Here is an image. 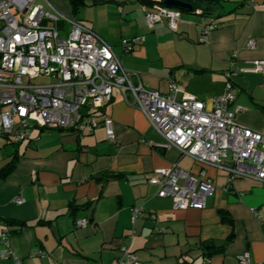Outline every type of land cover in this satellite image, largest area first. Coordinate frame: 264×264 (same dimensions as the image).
I'll return each mask as SVG.
<instances>
[{
	"label": "crops",
	"instance_id": "crops-1",
	"mask_svg": "<svg viewBox=\"0 0 264 264\" xmlns=\"http://www.w3.org/2000/svg\"><path fill=\"white\" fill-rule=\"evenodd\" d=\"M222 1L224 11L235 10L218 20L204 42L207 19L181 15L175 31L165 20L148 28L140 4L130 0L85 7L79 23L111 46L125 71L138 73L161 95L175 83L209 108L229 75L237 91L230 107L239 109L236 122L264 135V76L238 72L264 60V0ZM136 36H143V43L123 53L121 41ZM248 40L253 48L246 46ZM102 112L113 121L114 145L103 129L78 135L34 127L28 141L0 138V168L17 155L14 170L0 182V222L28 223L0 244V264H14V259L21 264H116L121 248L133 252L139 264H240L244 253L251 264H264L263 185L244 178L229 185L226 174L206 167L214 191L204 208L173 210L171 200L157 197V187L148 183L153 171L175 165L195 174L199 165L175 148H163L143 113L117 90ZM104 174L118 177L98 182ZM72 205L82 209L72 212ZM132 210L138 212L135 217ZM81 221L85 225L77 226ZM229 235L221 252L207 255L202 248L222 246Z\"/></svg>",
	"mask_w": 264,
	"mask_h": 264
},
{
	"label": "built area",
	"instance_id": "built-area-1",
	"mask_svg": "<svg viewBox=\"0 0 264 264\" xmlns=\"http://www.w3.org/2000/svg\"><path fill=\"white\" fill-rule=\"evenodd\" d=\"M45 1L51 13L33 0H0V138L13 144L28 141L34 127L78 135L103 129L105 140L114 145L113 121L102 108L117 90L127 105L143 113L163 139V148L177 149L200 167L195 174L175 165L153 171L148 183L157 187V197L171 200L173 210L204 208L214 191L206 167L226 174L229 185L244 178L264 186V135L236 122L239 109L230 107L237 91L229 75L224 92L213 98L209 108L175 83L161 95L144 85L138 73L125 71L104 40ZM141 11L148 28L165 20L175 31L181 18L178 11L159 5L148 10L141 7ZM218 27L204 25L200 41ZM143 41V36H136L121 41L120 46L123 53H130ZM246 46L253 48V41L248 40ZM238 72L264 76V60L252 61L250 68ZM38 78L48 82L34 83ZM132 212L134 217L138 213ZM8 237L2 226L0 244L6 245ZM3 255L12 256L10 252ZM237 260L251 264L247 253ZM14 264L21 262L14 259ZM116 264L139 261L133 252L121 248Z\"/></svg>",
	"mask_w": 264,
	"mask_h": 264
},
{
	"label": "trees",
	"instance_id": "trees-1",
	"mask_svg": "<svg viewBox=\"0 0 264 264\" xmlns=\"http://www.w3.org/2000/svg\"><path fill=\"white\" fill-rule=\"evenodd\" d=\"M70 8V12L73 16L77 15L83 8L85 7H97L106 5L114 0H65ZM165 0H135V3L140 4L141 7H144L145 9H151L156 5L166 7L171 10L178 11L181 15H193L196 14L202 18L207 19V24L215 23L218 26L220 23L218 20H220L222 17L231 14L234 12V8L232 10L224 11V4H226L225 1L222 0H174L181 2L185 5H188L189 7H175L171 5H165ZM240 4H237V7H239ZM140 7V8H141ZM77 22H80L79 20H76ZM197 72H202V70H199ZM59 131V130H58ZM17 155L14 154L10 161L4 164L0 168V182L5 180L9 174L14 170L16 165ZM116 175L111 174H104L101 177L97 179L98 182H106L110 178H117ZM72 212L76 210H81L82 207H73L71 206ZM221 221L227 222L228 219L226 218V215H224L223 212H220ZM0 224L4 227H6L9 234H13L17 231H19L22 227H25L28 225V223L25 222H18V221H2ZM232 235H229L227 240L224 242L222 246L215 247L212 244H204L202 248L208 252L207 255L221 252L224 247L227 245L228 242H230Z\"/></svg>",
	"mask_w": 264,
	"mask_h": 264
},
{
	"label": "rangeland",
	"instance_id": "rangeland-1",
	"mask_svg": "<svg viewBox=\"0 0 264 264\" xmlns=\"http://www.w3.org/2000/svg\"><path fill=\"white\" fill-rule=\"evenodd\" d=\"M51 5L52 7L58 11L60 14H62L63 16L67 17V18H70V19H73V20H79V21H83L82 18H81V14L80 12L73 16L70 12V8L68 6V4L66 3L65 0H47ZM132 2L133 5L135 6H138L136 3H135V0H130ZM33 3L35 5H41L44 9L45 12H52L51 9L49 8L47 2L45 0H33ZM228 10V9H226ZM90 13H92L90 11ZM66 27L68 28L69 26L66 25ZM48 82L47 80L43 79V78H38L34 81V83H37V84H42V83H46Z\"/></svg>",
	"mask_w": 264,
	"mask_h": 264
},
{
	"label": "water",
	"instance_id": "water-1",
	"mask_svg": "<svg viewBox=\"0 0 264 264\" xmlns=\"http://www.w3.org/2000/svg\"><path fill=\"white\" fill-rule=\"evenodd\" d=\"M164 4L165 5L175 6V7H186V8L189 7L188 5H185V4L181 3V2L174 1V0H165Z\"/></svg>",
	"mask_w": 264,
	"mask_h": 264
}]
</instances>
